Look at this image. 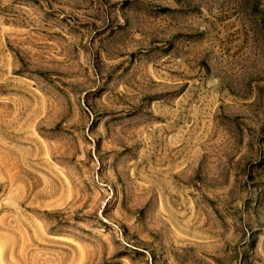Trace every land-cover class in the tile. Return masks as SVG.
<instances>
[{"label":"rangeland","instance_id":"1","mask_svg":"<svg viewBox=\"0 0 264 264\" xmlns=\"http://www.w3.org/2000/svg\"><path fill=\"white\" fill-rule=\"evenodd\" d=\"M0 264H264V0H0Z\"/></svg>","mask_w":264,"mask_h":264}]
</instances>
